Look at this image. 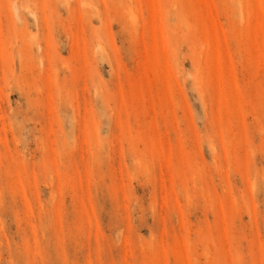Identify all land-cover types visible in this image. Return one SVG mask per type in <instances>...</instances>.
I'll return each instance as SVG.
<instances>
[{
    "label": "rangeland",
    "instance_id": "obj_1",
    "mask_svg": "<svg viewBox=\"0 0 264 264\" xmlns=\"http://www.w3.org/2000/svg\"><path fill=\"white\" fill-rule=\"evenodd\" d=\"M0 264H264V0H0Z\"/></svg>",
    "mask_w": 264,
    "mask_h": 264
},
{
    "label": "bare ground",
    "instance_id": "obj_2",
    "mask_svg": "<svg viewBox=\"0 0 264 264\" xmlns=\"http://www.w3.org/2000/svg\"><path fill=\"white\" fill-rule=\"evenodd\" d=\"M16 5V4H15ZM15 9V8H14ZM14 11H16V16L19 18V14L17 12V10L15 9Z\"/></svg>",
    "mask_w": 264,
    "mask_h": 264
}]
</instances>
